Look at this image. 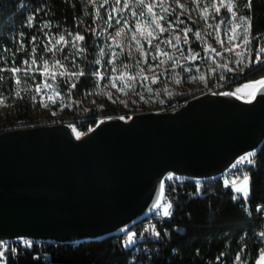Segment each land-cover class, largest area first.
I'll list each match as a JSON object with an SVG mask.
<instances>
[{"label":"water","instance_id":"water-1","mask_svg":"<svg viewBox=\"0 0 264 264\" xmlns=\"http://www.w3.org/2000/svg\"><path fill=\"white\" fill-rule=\"evenodd\" d=\"M258 80L264 76L238 88ZM236 89L207 92L176 111L101 117L86 132L74 123L0 132V241L119 237L163 204L169 176L217 180L258 155L264 91L250 103V89L223 95Z\"/></svg>","mask_w":264,"mask_h":264},{"label":"trees","instance_id":"trees-1","mask_svg":"<svg viewBox=\"0 0 264 264\" xmlns=\"http://www.w3.org/2000/svg\"><path fill=\"white\" fill-rule=\"evenodd\" d=\"M246 5L247 0H238L237 13L251 21L250 42L261 53L262 61L252 64L240 79L218 87L217 91L233 90L243 82L264 76V53L260 51L264 47V0H253L252 8ZM97 13L91 0H0V90L9 103L5 118L10 127L20 122L23 127L35 126L31 104L15 95L14 73L10 71L20 67L33 48L49 60L60 61L69 70L85 73L75 82V88L68 77L61 78L59 85L67 100L79 112H86L85 96L96 88L90 73L96 68L97 45L101 42L98 33L103 27L102 16ZM230 17L223 9L216 20ZM184 27L198 30L200 25L183 17ZM47 34L57 40L63 35L67 41L57 47V55L49 51ZM77 34L84 36V40L75 42L80 47V54L75 55L72 40ZM190 44L205 59L202 46L194 37ZM123 59L132 64L126 53ZM118 111L121 110L108 103L103 107L95 105L85 118L68 123L84 132L99 118ZM249 174L251 195L247 204L243 198L238 200L240 195L232 187L224 188L221 180L208 183L202 192L192 195L189 190L194 188L193 184L178 188L175 211L160 225L158 239H147L126 248L119 246V237H113L101 242L64 244L47 253L26 250L5 257V264H258L264 254V210L260 209H264V145Z\"/></svg>","mask_w":264,"mask_h":264},{"label":"rangeland","instance_id":"rangeland-1","mask_svg":"<svg viewBox=\"0 0 264 264\" xmlns=\"http://www.w3.org/2000/svg\"><path fill=\"white\" fill-rule=\"evenodd\" d=\"M91 2L102 16L103 27L98 33L101 42L97 45L96 68L90 73L91 77L95 79L96 88L85 96L84 109L86 112H79L74 104L62 94L59 85L60 79L63 77H68L72 83H75L80 76L70 78L68 74L80 72V70H69L60 61L62 67L55 66V61L58 60H49L35 50V53L32 52L29 58L23 60V62L29 61V64L22 63L19 67L22 71L14 74V82L17 77L21 79L19 86L15 82L14 93L16 95V92L20 91L23 97L20 99L30 102L35 126L81 120L93 106L103 107L106 103L121 111H132L133 109L149 112L168 111L181 106L186 100L207 93L212 88L227 86L235 79H240L245 75L252 64L262 61L261 53L252 48L251 42L245 50L242 35L243 23L238 13L236 19L231 16L216 20L217 15L220 16L225 9L221 6L220 13L216 12L213 5L218 4L219 0H199V4L194 3L193 0H179V4L184 5L183 9L179 7L177 0H164L163 4L160 3V0H144L145 4H152V11L157 16L164 17L163 20L157 21L165 28L162 33L155 28L147 8L139 5L137 0H119V3L117 0H113V3L110 0H95V2L91 0ZM237 2L238 0H235L236 6ZM183 17L197 22L200 28L198 30L191 27L182 28ZM237 23L241 24L237 40L233 45H230L228 42L231 35L230 29ZM138 24L140 31H137L136 28ZM122 28L124 31L117 36V31ZM217 28H219L223 46L217 42ZM185 29H191L187 32V37H185ZM196 32H200V39L195 36ZM133 34L136 36L135 40L132 38ZM177 36L180 37L179 41L176 40ZM192 37L201 44L205 59H202L200 55L192 59V56L199 54L190 44ZM47 39L48 41L51 39L50 48L55 45L57 49L60 45L56 44L57 39L50 34ZM167 41H171V43H167ZM157 45H159L160 51L167 55L158 54ZM207 45H211L222 55L206 51ZM235 45L240 46L236 47ZM141 47L146 55L139 50ZM229 47H232L233 50L225 51V48ZM73 50L75 55L80 54L78 45L73 46ZM55 51L51 52L57 55ZM124 53L132 60L131 65L124 61ZM33 59L36 60L35 65L31 64ZM237 60L243 61V63L237 65ZM45 61L49 63L50 71L56 72L55 79L41 74L44 71ZM225 65L227 69L231 70H226ZM24 68L29 69L27 76L24 75ZM60 72L65 74L61 76ZM97 73L100 75L98 76ZM122 75L124 76L123 81L120 79ZM202 76L204 79H200ZM129 77L134 79H129ZM144 77L148 79H144ZM113 78H115V87H113ZM45 79L59 92V97L55 98L56 103L46 101V95L51 92V89H43L39 94L34 91L36 85L43 84ZM153 79H155V83H153ZM177 80L179 83L176 82ZM125 83L129 87L125 88L124 92L118 91ZM238 87L239 85L234 89ZM149 88L151 91L148 90ZM109 94L112 96L111 100L108 98ZM141 95L143 99H141ZM33 96H35V100L32 99ZM61 97L64 104L69 105L68 107L61 104ZM0 99L4 100V103L0 104V129L4 130L10 127L5 118L9 103L1 90ZM42 100L49 104L48 108L42 106Z\"/></svg>","mask_w":264,"mask_h":264},{"label":"snow or ice","instance_id":"snow-or-ice-1","mask_svg":"<svg viewBox=\"0 0 264 264\" xmlns=\"http://www.w3.org/2000/svg\"><path fill=\"white\" fill-rule=\"evenodd\" d=\"M93 2H95V0H93ZM117 2L119 3V0H117ZM193 2L196 3V4H199V0H193ZM137 3L139 5L147 8L148 12L152 16V21L155 24V28L159 29V31L161 33L164 32L165 28L160 23L157 22L158 20H163L164 17L162 15L157 16V14L152 11V7H153L152 4H145L144 0H137ZM160 3L163 4L164 0H160ZM177 3L179 5V7H181L182 9L184 8V5L179 4V0H177ZM221 6L223 8H225L227 10V12H229L234 19L237 18V6L235 4V0H219L218 4H214L213 5V7L215 8L217 13H220ZM246 6L248 8H252L253 7V0H247V5ZM165 11H167V9H165ZM97 14L99 15V13H97ZM133 15H135V13H133ZM109 19H111V16H109ZM240 20L243 23V34H242L243 35V46L245 47V50H247V45L250 43L249 36H250L251 28H252V23H251V21L249 19L244 18V17H241ZM29 23H31V18L29 20ZM42 27H50V25H43ZM209 27H212V26L209 25ZM240 27H241L240 23L234 24L231 27V29H230L231 35L229 36V41H228L230 45H233L234 41L237 40V33H238V30L240 29ZM136 28H137V31H140V25L139 24L136 26ZM123 31H124L123 28L120 29L119 31H117L116 35L119 36L121 34V32H123ZM188 31H191V29H185V37H187V32ZM149 35H151V32H149ZM195 36L197 37V39H200L201 38L200 32H196ZM132 38L134 40L136 39L135 34H133ZM77 40L83 41L84 40V36L77 34L73 38L72 44H73L74 47L76 46L75 42ZM176 40L179 41L180 37L177 36ZM34 42H35V37H33V43ZM49 42L51 43V39L49 40ZM61 42H63L64 44H67V41L65 40V37L63 35L60 36L59 40L56 41V44H60ZM217 42L221 43V46H223V41L220 39V36H219V28H217ZM137 43L139 44V41H137ZM167 43H171V41H167ZM149 45L151 46V42L150 41H149ZM235 46L239 47L240 45H235ZM21 47H23V44H21ZM55 50H56L55 45H53V47L49 49V51H55ZM139 50L142 52V54L146 55V53H143V48L142 47ZM232 50H233L232 47L225 48V51H232ZM32 51H33V53H35V48H33ZM156 51H157L158 54L167 55V53H162L160 51L159 45L156 46ZM206 51H211L212 53H215L216 55H222L221 53L217 52L215 48H212L211 45H207L206 46ZM260 51L262 53H264V47H261ZM198 55H199L198 53L195 54L194 56H192V59H195L196 56H198ZM169 58L171 59V57H169ZM153 59H155V57H153ZM161 63H163V61H161ZM236 63H237V65H240V64L243 63V61L237 60ZM23 64L24 65H28L29 61L25 60L23 62ZM31 64L35 65L36 64V60L33 59L31 61ZM55 66L62 67V65H60L59 61H55ZM224 67L226 68V70H229V71L231 70V69H227L226 65ZM43 69H44V71L41 73L42 75H45L46 77L50 76L51 79H55L56 72L50 71L49 63L47 61L44 62ZM0 70H2V69H0ZM37 70H39V69H37ZM10 71L12 73L16 74V73H20L22 71V69L19 68V67H13V68L10 69ZM23 71H24V75L25 76H27L29 74V69L28 68H24ZM113 71H115V69H113ZM59 74L61 76H63L65 73L64 72H60ZM68 75H69L70 78L71 77H79V76H83L84 72L83 71L72 72V73H69ZM97 75L99 76L100 74L97 73ZM100 78L102 79L103 77L101 76ZM120 79H121V81H123L124 80V76L122 75L120 77ZM129 79H134V78L133 77H129ZM144 79H148V78L144 77ZM200 79H204V77L202 76V77H200ZM15 82H16V85L19 86L21 84V79L19 77H17ZM176 82L179 83V80H177ZM153 83H155V79H153ZM115 86H116L115 85V78H113V87H115ZM71 87L75 88L76 84L72 83ZM127 87H129V85L127 83H125L122 88L118 89V91L124 92V89L127 88ZM43 89H51V92L46 95V101H50L52 103H56V99L55 98L59 97V92L56 89H54L51 84L48 83L47 79H45L43 84H37L35 89H34V91L39 94V93L42 92ZM246 89H250L251 90V91H248L246 93V95L248 97L246 102L250 103L252 100L255 99L258 91H264V80H258V81L254 82V83L245 84V85H243L242 88H237L235 90V92H224L223 95H226V96L227 95H235V96H237V98H239L241 93H245ZM148 90L151 91L150 88ZM165 91H167V90H165ZM16 96L18 98H23L21 96V94H20V91L16 92ZM108 98L111 100L112 96L109 94ZM32 99L35 100V96H33ZM141 99H143L142 95H141ZM60 102H61V104L64 107H68L69 106L67 104H64V101H63L62 97L60 98ZM3 103H4V100L0 99V104H3ZM41 103H42L43 107H45V108L49 107V104L47 102H45L44 100H42ZM161 103H162V101H161ZM53 114H55V113H53ZM120 119L123 120L124 117H120ZM101 123H103V121H101ZM73 130L75 131V129H73ZM81 135H82L81 133L77 132L76 133L77 139H79ZM250 156H251V154H249L248 156L241 157L239 160L236 161V163H234L232 165V167L236 168L237 165H239L241 163L252 164L253 160L250 159ZM168 179L171 180V179H173V177L169 176ZM224 185L226 187H229V186L232 187L236 193H238L239 195L243 196L244 198H247L248 195H249L250 178H249V176L247 174H242V179H237V178L225 179L224 180ZM161 193L163 195V184L161 185ZM161 206L162 205L160 203H158L156 205L157 208H160ZM171 207H172V205L170 203L163 205L162 214L165 217L171 215V211H170ZM156 235H159V233H156ZM133 236H134V234L128 236L127 239H128L129 243L132 242ZM0 255H3V253H0ZM237 260H239V257H237ZM260 264H264V255H261Z\"/></svg>","mask_w":264,"mask_h":264},{"label":"built area","instance_id":"built-area-1","mask_svg":"<svg viewBox=\"0 0 264 264\" xmlns=\"http://www.w3.org/2000/svg\"><path fill=\"white\" fill-rule=\"evenodd\" d=\"M218 87L210 89V91H217ZM208 91V92H210ZM180 106H177L174 109H170L168 111H176ZM141 112H147L142 109H133L132 111H118L115 115H122V116H130L134 113H141ZM112 115V116H115ZM30 125V124H29ZM34 125V124H32ZM16 127H23V122L18 123V126L14 127H8L5 130L15 129ZM89 129H86L84 132L88 131ZM250 159L253 160L252 164L248 163H241L237 165L236 168H232L225 176H223L220 179L222 185L224 188H228L224 185V180L229 178H237L242 179V174H249L250 168L253 166V164L256 162V156L250 157ZM216 180H210L206 182H195V181H189L186 179H171L166 182V194L164 197L163 204L158 210L148 217L146 220L140 222L139 224L133 226L128 231L124 232L121 236H119L118 244L121 248L130 247L134 244L141 243L147 239H158L160 238L161 232H160V225L164 223L165 220L172 217L174 211H175V202L177 197V190L180 187H183L186 183L193 184V189L189 190V194L192 195L196 192H202L206 185L208 183H212ZM230 187V186H229ZM244 199L245 203H248V197L244 198L243 196H239L238 200ZM170 203L172 205L171 207V215L165 217L162 214V207L165 204ZM261 211L264 210L260 208ZM250 214L253 212L249 211ZM156 233H159V235H156ZM133 240L131 243L128 242V236L133 235ZM27 242V243H26ZM61 245H64L59 242H53V241H43V240H33V239H26L16 242H10V241H0V253H3V255H0V264H5V257L13 255L17 256L18 253L26 251V250H36L41 253H47L49 250H57Z\"/></svg>","mask_w":264,"mask_h":264},{"label":"crops","instance_id":"crops-1","mask_svg":"<svg viewBox=\"0 0 264 264\" xmlns=\"http://www.w3.org/2000/svg\"><path fill=\"white\" fill-rule=\"evenodd\" d=\"M249 178H250V186H249V195H248V197L251 195V176H249Z\"/></svg>","mask_w":264,"mask_h":264}]
</instances>
